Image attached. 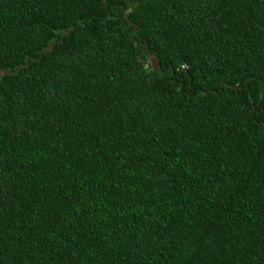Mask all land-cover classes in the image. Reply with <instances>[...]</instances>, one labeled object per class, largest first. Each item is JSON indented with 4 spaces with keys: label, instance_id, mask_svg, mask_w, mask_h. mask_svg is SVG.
Returning a JSON list of instances; mask_svg holds the SVG:
<instances>
[{
    "label": "trees",
    "instance_id": "1",
    "mask_svg": "<svg viewBox=\"0 0 264 264\" xmlns=\"http://www.w3.org/2000/svg\"><path fill=\"white\" fill-rule=\"evenodd\" d=\"M0 264H264V0H0Z\"/></svg>",
    "mask_w": 264,
    "mask_h": 264
},
{
    "label": "water",
    "instance_id": "2",
    "mask_svg": "<svg viewBox=\"0 0 264 264\" xmlns=\"http://www.w3.org/2000/svg\"><path fill=\"white\" fill-rule=\"evenodd\" d=\"M150 59H152V62H153V64H151V63H150V64H151V66H155V65H156V62L154 61V59H153V58H151V57H150Z\"/></svg>",
    "mask_w": 264,
    "mask_h": 264
},
{
    "label": "rangeland",
    "instance_id": "3",
    "mask_svg": "<svg viewBox=\"0 0 264 264\" xmlns=\"http://www.w3.org/2000/svg\"><path fill=\"white\" fill-rule=\"evenodd\" d=\"M148 60H149V63L153 64L152 59L149 58Z\"/></svg>",
    "mask_w": 264,
    "mask_h": 264
}]
</instances>
